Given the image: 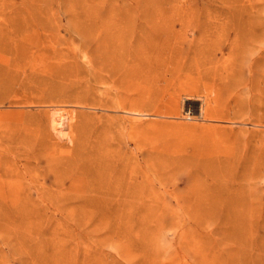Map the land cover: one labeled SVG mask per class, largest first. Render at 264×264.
<instances>
[{"label": "rangeland", "instance_id": "obj_1", "mask_svg": "<svg viewBox=\"0 0 264 264\" xmlns=\"http://www.w3.org/2000/svg\"><path fill=\"white\" fill-rule=\"evenodd\" d=\"M0 264H264V0H0Z\"/></svg>", "mask_w": 264, "mask_h": 264}, {"label": "bare ground", "instance_id": "obj_2", "mask_svg": "<svg viewBox=\"0 0 264 264\" xmlns=\"http://www.w3.org/2000/svg\"><path fill=\"white\" fill-rule=\"evenodd\" d=\"M176 106H177V105H176ZM176 108H177V107H176ZM188 110H189V108H187V111H188ZM129 113H131V114H136L134 111H130V110H129ZM164 113H165V112H163L162 114H164ZM171 113H172V112H171ZM167 115H168V114H167ZM57 122H58V121H57ZM57 122H56V123H57Z\"/></svg>", "mask_w": 264, "mask_h": 264}]
</instances>
